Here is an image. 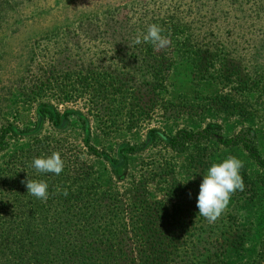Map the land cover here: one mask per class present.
<instances>
[{
    "label": "rangeland",
    "instance_id": "rangeland-1",
    "mask_svg": "<svg viewBox=\"0 0 264 264\" xmlns=\"http://www.w3.org/2000/svg\"><path fill=\"white\" fill-rule=\"evenodd\" d=\"M150 21L181 30L169 46L152 50L169 61L159 86L150 74L155 61L136 55L134 43ZM195 43L196 62L170 57L173 47L191 51ZM111 44L121 50L112 53ZM79 70L102 79L78 82ZM109 71L125 78L124 87L113 83L99 114L91 115L90 96L69 90L83 91L86 81L109 83ZM203 129L213 133L187 148L163 144L181 130ZM238 135L248 150L215 142ZM53 152L65 162L60 175L30 166ZM229 156L243 162L251 189L233 194L214 223L196 212L194 226L210 225L213 232L206 229L208 239L194 248L191 264H264V0H0V171L8 164L17 184L32 176L49 185L46 202L24 183L11 195L16 203H34H22L25 213L48 214L53 234L61 229L56 215L92 211L119 195L134 200L135 191L141 207L176 225L173 186L178 192L192 186L197 198L207 169ZM21 172L28 174L23 180ZM80 198L91 199L88 208ZM167 246L187 263L186 249L174 255Z\"/></svg>",
    "mask_w": 264,
    "mask_h": 264
},
{
    "label": "trees",
    "instance_id": "trees-1",
    "mask_svg": "<svg viewBox=\"0 0 264 264\" xmlns=\"http://www.w3.org/2000/svg\"><path fill=\"white\" fill-rule=\"evenodd\" d=\"M113 23L116 25L115 21ZM151 24H156V22L150 21L149 25ZM165 24L166 21L160 26L164 29L163 34L168 36L170 40L177 30L181 31L177 27H173L175 32L172 29L167 31L164 27ZM149 25H147L144 34H146ZM118 27L119 24L110 28L116 30ZM103 31L107 34V29L101 30L100 33ZM110 36L111 34L107 39H110ZM197 45L196 43L190 45L191 51L185 49L182 44L179 48L175 46L171 49L170 57H177L185 62L191 63L193 61L194 63L201 58V50ZM110 46L112 50L110 47L108 49L112 53L121 50L114 44ZM153 48L152 44L143 42L138 47L135 46L136 55L143 58L148 56L150 60L155 61L152 64V66L154 65L153 70L150 69V74H152V84L159 86L165 78V72L170 67L168 59L160 61L159 55L153 54ZM124 68L126 70L125 64ZM73 73L70 72V77L73 76ZM75 73L78 75V82H81V79L82 82L84 80L89 81L92 76L96 80L102 79L100 75L96 77V74L99 73L95 72L94 74L91 70L90 72L79 70ZM129 73L130 70H126L123 74L124 77ZM106 78L109 83L95 85L96 80L90 84L86 81L83 91L74 88L69 90L90 96L86 101V106L91 115L99 114L104 97L113 83L121 84L124 87L125 78L118 79V76L112 75L110 71ZM159 89L160 87H158ZM133 105L136 107L137 103L134 102ZM100 122L106 123L105 120H99ZM212 133L213 131L208 129L195 132L181 130L176 136L165 137V140L162 141L166 148L167 145L168 148L171 146H176L177 149L180 147L187 148V144L198 142L196 138L207 137ZM245 140L240 135L229 138L220 136L215 139V142L226 148L237 146L248 150V143ZM11 168L7 164L0 171V211L3 210L0 212V264H191V256L197 255L194 253L197 252L194 248L208 239V236L205 235L206 229H211L207 232H213V227L210 225L194 226L195 220L193 218L199 214L196 208L195 189L193 190L192 186H184L178 192L173 186L172 196L169 198H176L178 202L173 214V217L177 216L176 218L179 220L176 225L161 220V215L154 214L151 208L141 207L138 203V196L135 195L138 191H135L132 194L134 200H129V197L125 195H119L103 199L92 211H81L80 208H77V211L69 216L65 214L56 215L55 221L57 224L59 221L61 227L56 236L51 231L54 223L51 224V218L48 214L25 213L22 209V203L29 206H34V203L26 200H22V203H16L12 199V192L16 188L19 191L23 187V183L17 184V181L11 177ZM241 175L245 190L237 191L234 194H248L247 192L251 189L247 188L250 185L247 181V175L242 171ZM25 176L28 174L23 175L21 172L19 178L23 180ZM82 176L83 173L81 172L75 177V181H79V185ZM31 177L29 176L28 179L30 180ZM189 193H191V197H189ZM77 201L83 203L81 207L88 208L85 203H90L91 199L83 201L80 198ZM158 221L159 225H157ZM229 241L235 244L238 239L236 241L230 239ZM167 245L175 250L174 255H177L179 249H186L187 263L185 259H180L184 262L181 263L172 255L170 256V252L166 251Z\"/></svg>",
    "mask_w": 264,
    "mask_h": 264
},
{
    "label": "clouds",
    "instance_id": "clouds-1",
    "mask_svg": "<svg viewBox=\"0 0 264 264\" xmlns=\"http://www.w3.org/2000/svg\"><path fill=\"white\" fill-rule=\"evenodd\" d=\"M164 29L158 24H151L146 34L137 35L134 43H150L156 50H162L170 45L168 36L164 35ZM38 173H52L60 175L64 170L65 162L60 153L53 152L47 157L34 158L31 162ZM243 162L235 156H229L220 163H213L203 175L199 185V193L196 199L198 213L208 223L216 222L226 211L232 195L237 191H244L245 184L241 175ZM191 179H195L193 175ZM26 185L28 194L46 202L49 198V185L43 180L21 181ZM57 192L68 195V190L57 188ZM191 197V193H189Z\"/></svg>",
    "mask_w": 264,
    "mask_h": 264
}]
</instances>
